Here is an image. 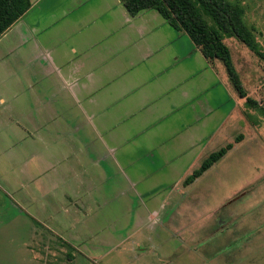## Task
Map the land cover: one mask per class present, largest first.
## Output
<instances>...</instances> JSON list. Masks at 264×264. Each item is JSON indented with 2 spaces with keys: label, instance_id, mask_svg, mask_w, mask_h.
Listing matches in <instances>:
<instances>
[{
  "label": "rangeland",
  "instance_id": "1",
  "mask_svg": "<svg viewBox=\"0 0 264 264\" xmlns=\"http://www.w3.org/2000/svg\"><path fill=\"white\" fill-rule=\"evenodd\" d=\"M228 1L242 7L264 54V0ZM112 7L38 0L25 29L0 37V54L14 56L0 67L13 118L35 109L28 81L51 98L52 62L66 73L83 65L85 85L61 89L52 112L41 113L72 128L45 138V163L52 156L66 167L46 176L64 180L57 203L32 202L36 151L26 150L25 162L4 156L0 114V264H264V117L238 97L219 61H206L157 12L132 18ZM224 42L247 97L261 103L264 58ZM228 144L231 153L184 183Z\"/></svg>",
  "mask_w": 264,
  "mask_h": 264
},
{
  "label": "trees",
  "instance_id": "2",
  "mask_svg": "<svg viewBox=\"0 0 264 264\" xmlns=\"http://www.w3.org/2000/svg\"><path fill=\"white\" fill-rule=\"evenodd\" d=\"M126 12L134 17L140 12H157L176 32L185 33L203 58L212 63L219 61L239 98H245L247 108L258 111L264 117V99L261 103L247 97L234 67L231 52L225 39L234 38L260 58L253 29L244 20V11L237 3L228 0H119ZM31 9L30 0H0V37ZM232 144L219 149L189 175L185 184L193 183L211 166L221 160Z\"/></svg>",
  "mask_w": 264,
  "mask_h": 264
},
{
  "label": "crops",
  "instance_id": "3",
  "mask_svg": "<svg viewBox=\"0 0 264 264\" xmlns=\"http://www.w3.org/2000/svg\"><path fill=\"white\" fill-rule=\"evenodd\" d=\"M37 1L38 0L36 1L30 0L31 9L24 16H22L16 23H14L2 35V37H4L13 28H16V27L24 28L25 27V25H23L22 22L31 12V10L33 9ZM120 4L121 3L119 0H116V2L115 0H111V2L110 0H99V8L102 9L103 12L105 13H107L112 6H113L112 14L114 11H119ZM139 14H137L136 16L132 18H136ZM20 24L21 26H19ZM37 25L38 23H35V26ZM26 28H28V30L29 29L34 30V26L32 27L28 26ZM17 32H18L17 35L19 36L21 35L22 40L24 41L25 35L22 33V29L20 30L18 29ZM9 44L10 42L7 43L4 48H7ZM13 57L14 56H13L12 51L11 52L7 51V53L4 55L0 54V67L6 65V63L10 61V59H12ZM51 65H52L51 66L52 72L58 75L57 80L59 81V86L53 89L50 88V90L48 91V94L51 98H45L42 96V92L39 90V88L37 89V87L35 86L36 84H34V82L31 80L28 81L30 82L28 87L32 89V99L35 105V109L30 115L26 114L25 116H22V117L20 116L18 118H13L12 117L13 115H8L10 111V102H11L10 99L9 98L6 99L5 97L4 98L0 97V114L4 116V118L2 119V131L5 130L4 132H2V139H3V144L4 142L6 143L5 144L6 150H3V154L4 156L6 154H8V156L12 155L11 157H8V158L20 160L24 156L26 150L30 149L31 151V149H33L36 151L35 155L38 158V161H37L38 166H35V164L33 165L32 169L34 170L36 175H31L30 181L33 187V194L31 195L32 202L39 203V204L41 202V199L44 200L43 203H46L47 198L49 199L54 198L53 203L58 202L57 197H53L55 196L54 192L59 189L60 185L64 184V180L60 181L56 178L54 181L46 182V179H47L46 176L47 174L53 175L54 173L58 176L60 175V173L64 174L66 172V167H64V165L57 166L56 164L51 163L52 156L50 155H49L51 158L50 161L47 162V164L45 163L46 151H48L49 149V146L45 144L47 143L45 140L46 135H48V137H50L51 135H55L58 137L62 135L61 132H65L68 130H70V134L72 133V128L71 129L69 128V124L66 122V118L57 116L55 112H54L55 116L53 115V116H48L47 118H44V117H41V113L44 109H47L50 112L54 108L51 99L54 100L56 98V93H60L59 91L61 89H63L64 91H67L69 94H75V93H81L82 88L85 86L84 84L80 83V80L78 79V76L80 74V71L82 70L83 65H80V69L78 68L77 70L72 71V72L68 71V73L63 71V66H59V65L56 66L53 62ZM47 69H43V70H47ZM70 127H71V123H70ZM78 133H80V131H78ZM38 145H42V146L44 145L41 151L38 150L37 148ZM233 149L235 148L232 147L231 150ZM227 154L223 158H225ZM23 158L25 162L26 157H23ZM41 163H43V166H41ZM20 173L28 174L29 173L28 167L27 168L21 167L19 174ZM16 190L22 192L24 191V187L21 185L20 186L18 185L16 186ZM60 210L64 212L63 208H61ZM57 211L58 210H56V212ZM68 212L70 211H66V214ZM80 213H81V210H80ZM72 228H73L72 225L68 226L69 230H72Z\"/></svg>",
  "mask_w": 264,
  "mask_h": 264
}]
</instances>
